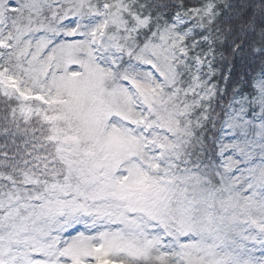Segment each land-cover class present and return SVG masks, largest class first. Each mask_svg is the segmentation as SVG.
Returning a JSON list of instances; mask_svg holds the SVG:
<instances>
[{
  "label": "snow or ice",
  "instance_id": "6c2138e0",
  "mask_svg": "<svg viewBox=\"0 0 264 264\" xmlns=\"http://www.w3.org/2000/svg\"><path fill=\"white\" fill-rule=\"evenodd\" d=\"M0 264H264V0H0Z\"/></svg>",
  "mask_w": 264,
  "mask_h": 264
}]
</instances>
